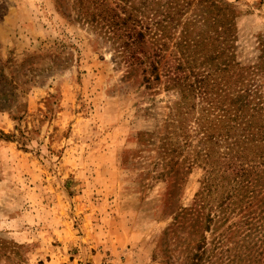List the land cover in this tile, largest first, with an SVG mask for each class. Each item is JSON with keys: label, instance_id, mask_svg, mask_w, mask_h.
<instances>
[{"label": "rangeland", "instance_id": "1", "mask_svg": "<svg viewBox=\"0 0 264 264\" xmlns=\"http://www.w3.org/2000/svg\"><path fill=\"white\" fill-rule=\"evenodd\" d=\"M68 4L0 0V71L31 78L0 110V264H264L229 168L264 149V0H133V66Z\"/></svg>", "mask_w": 264, "mask_h": 264}, {"label": "trees", "instance_id": "2", "mask_svg": "<svg viewBox=\"0 0 264 264\" xmlns=\"http://www.w3.org/2000/svg\"><path fill=\"white\" fill-rule=\"evenodd\" d=\"M57 1L60 7L62 8V13L66 16H69L68 12L66 11L69 9V0ZM120 1L122 2H120L119 4L117 3L116 7L112 6L109 3V0H73V5L77 9L78 14L81 16V18L95 25L96 28H99V34L106 38V40H110L113 43V46H115V48H118V50L121 51V54L126 58V61L128 58L132 60L130 63L131 66L135 65V60H138V64H145V61H147L148 59L147 52L145 50H142V56L136 55L137 50H139V48L143 44L144 33L141 30L137 31L136 28H134L133 26H129L128 24V21L132 20V15L130 14V12H128V6L133 8V0ZM117 7L123 9V11L126 13V16L124 18H121L120 14L116 11ZM133 21L136 20L134 19ZM116 41H120L119 44H117ZM200 42H202V39H197L196 44L198 45L200 44ZM180 46L182 49L183 47H187L184 46L183 43H181ZM190 53L187 56L191 55ZM207 59L208 58H204L202 63H206ZM193 60L195 61V58ZM189 67L193 68V66L190 65V62L188 68ZM150 70L151 73L155 72L156 76H158L157 67L155 63L153 64L152 69ZM143 71L148 72V69L144 68ZM191 73L193 74V70L191 71ZM181 77L182 76H176V82L174 83H178L179 85H181ZM186 78H189V76L186 75L185 79ZM30 79L31 78H26L22 81V83L25 85V87L21 85L22 91H27L29 87L27 83L31 81ZM147 79L150 78L147 77ZM195 80L196 83H202L204 79L196 77ZM191 84L193 85V83ZM21 86L19 82H17L14 78H9L3 72V70L0 71V110H13L15 108H18L19 104H16L12 101L17 96V94L14 93V89ZM195 88L197 87L195 86ZM198 88L199 91H201V86H199ZM201 93L205 94V91H201ZM262 128L263 125L260 127V131L258 133H255L256 135H254L252 138H245L244 142L246 144H251V142L254 144H257L258 142H263L264 134L262 133ZM255 146L258 147V145ZM251 147L252 146L250 145L249 147L244 148L242 155L233 156L232 159L234 161L229 165V168H231L234 172L238 173L237 166L241 167L242 189L248 190V192L250 193L245 194L244 198L249 196L252 201L259 199L258 202L260 204L258 206L259 208H261L260 212L258 214V217L255 214L253 216V218H257L256 222H259L258 224L254 223L255 228L257 229L259 225L263 226L264 224V149L255 152L256 155H258L259 161L255 164H252L251 166H248L249 164L247 162L248 157H250L251 155ZM259 166H262V168L256 171L255 169H258ZM259 196H261V198H259ZM252 201L249 202L248 206L244 207V210H246L244 216H250L252 212H255V210L252 211L250 209H246L247 207L251 206ZM260 213H262L263 215L261 216ZM253 228L254 227L251 226V229ZM196 255L198 259L202 258L201 253L198 252Z\"/></svg>", "mask_w": 264, "mask_h": 264}]
</instances>
